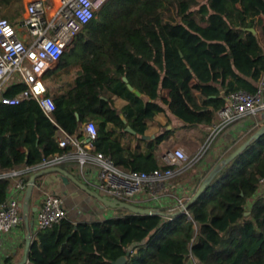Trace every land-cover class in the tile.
Wrapping results in <instances>:
<instances>
[{"label": "trees", "instance_id": "obj_1", "mask_svg": "<svg viewBox=\"0 0 264 264\" xmlns=\"http://www.w3.org/2000/svg\"><path fill=\"white\" fill-rule=\"evenodd\" d=\"M23 10V0H0V19L13 25ZM258 28L260 35L248 30ZM262 40L264 0L109 1L49 73L50 78L71 65L76 68L65 92L48 85L56 107L51 115L35 100L0 105V173L38 170L69 151L59 145L60 131L82 137L83 124L90 122L98 128L93 153L127 171L165 169L156 155L164 136L149 142L141 138L147 121L170 112L188 126H212L215 112L232 93L258 91L264 78ZM25 88L15 79L4 95L15 97ZM114 96L128 105L118 110ZM263 126L264 116L252 135ZM226 158L195 180L192 196L216 171L188 213L171 215L162 208L154 215H137L123 209L102 221L67 218L31 235L29 264H112L123 256L125 264H264V196H258L264 135L227 164ZM65 163L59 165L64 170ZM34 172L22 175L26 184ZM13 186L14 177L0 181V209Z\"/></svg>", "mask_w": 264, "mask_h": 264}, {"label": "built area", "instance_id": "obj_2", "mask_svg": "<svg viewBox=\"0 0 264 264\" xmlns=\"http://www.w3.org/2000/svg\"><path fill=\"white\" fill-rule=\"evenodd\" d=\"M109 1L58 0L54 8L50 0H31L16 25L7 19H0V105L17 106L35 100L51 115L56 107L53 98L49 96L47 76L58 65L79 33ZM15 79L24 83L26 88L15 97L5 96L6 86ZM258 113L264 115V78L255 94L240 91L228 97L225 107L215 112L208 141L196 155L190 158L180 147L169 149L161 156V162L166 168L152 172L127 171L104 154L93 153V142L98 137V128L93 122L87 123L81 130L82 137L63 132L59 145L63 149L69 148L68 152L45 161L38 170L25 167L24 173L16 169L0 174V181L8 176L18 178L7 202L0 209V234L8 233L24 222L21 203L29 183L24 182L22 175L59 166L70 160L77 161L81 171L89 168L90 176H94L89 181L85 180L97 193H105L111 199L137 207L151 208L157 213L160 209L152 204L172 178L185 173L199 162L222 131ZM193 196L182 194L176 197L175 203L169 208L170 214L188 213L185 206ZM258 196H264V177L260 179ZM67 216L63 196L46 193L36 212L35 225L37 230L52 229L67 219Z\"/></svg>", "mask_w": 264, "mask_h": 264}, {"label": "crops", "instance_id": "obj_3", "mask_svg": "<svg viewBox=\"0 0 264 264\" xmlns=\"http://www.w3.org/2000/svg\"><path fill=\"white\" fill-rule=\"evenodd\" d=\"M30 1L31 0H23L24 10L19 19L24 15L26 6ZM50 4L55 8L58 5V0H50ZM256 31L260 35L259 28ZM262 42L264 43V40H262ZM71 67L73 68L72 65L69 66V68ZM48 79L49 75L47 76V80ZM47 84L51 86L48 82ZM71 84H73V82L65 83V85L61 87V91L65 92L68 90ZM54 88L55 87L53 86V89ZM164 94L166 95V92H164ZM113 100L115 107L118 110H122L128 105V101L118 96H114ZM263 116L264 115L262 113H258L257 116L253 115L248 118H244L217 135L204 154L201 166L198 167L200 169L197 168L198 170L196 169L197 171L195 170L193 173H190V175L188 173L192 172L193 169H189L185 173L172 178L165 186V189L159 194L152 206H155L157 209H169L175 203L176 197L182 194L191 195L196 186L195 180L200 177L201 173L218 159L229 157L235 150L241 147L248 139L247 137L250 132L255 129L252 127L255 124L258 125L259 122L262 121ZM122 118L125 117L122 115ZM86 124L87 123L83 124L81 129L82 131ZM209 129L210 127L202 125L197 127L188 126L170 112H166L157 114L153 121H147V130L141 138L144 142H149L155 140L157 137L164 136V139L159 146V150L156 153L159 162L163 164L161 162V156L167 150L172 148L180 147L187 151L191 149V154L196 155L201 147L207 143ZM62 136L63 132L60 131L58 138ZM242 137H245L243 141ZM144 142L140 143L142 151L146 150V144ZM132 145L133 147L136 146L135 141ZM74 162L77 161L70 160L65 163L67 166L66 171L75 176L82 183L87 184L86 180L89 181V178L94 175L90 176L91 172L87 167L81 171L80 167ZM17 171L24 173L25 169L24 167H18ZM31 175H33V173ZM17 181L18 178L14 177V185ZM86 186L95 191L89 184ZM36 189L37 191L34 190L32 200L30 202L32 210L30 214L29 228L25 223L14 228L8 233L0 234V264H18L23 260L28 235H33L38 231L35 225L37 211L35 212L34 209L37 208L38 210L41 200L46 193L60 194L63 196L68 211L67 218L73 223L102 221L115 215L113 211L115 209H101L96 200H89V195L72 181L68 185L64 184L59 173H50L40 177V179H38Z\"/></svg>", "mask_w": 264, "mask_h": 264}, {"label": "water", "instance_id": "obj_4", "mask_svg": "<svg viewBox=\"0 0 264 264\" xmlns=\"http://www.w3.org/2000/svg\"><path fill=\"white\" fill-rule=\"evenodd\" d=\"M252 33L256 34L257 31L255 29H248ZM124 81L128 84V88L135 92L138 96H140V92L135 90L128 82L127 77H124ZM77 118H79V115L77 114ZM124 122L127 123V120L123 118ZM261 123V122H259ZM128 131L135 133L130 127L127 128ZM262 135H264V126L258 129L251 137L250 139L243 144L241 147H239L237 150H235L228 158L224 160V163L227 164L228 162L235 159L237 156H239L242 151L247 147L249 143L252 141L259 139ZM3 137L0 135V146L2 144ZM216 172V171H215ZM211 175L210 178L215 174ZM50 173H59L61 175V180L64 182V184L68 185L71 181L77 185L79 188H81L85 193H87L90 197L89 200H96L99 203V206L101 209L105 208H111V209H125L128 210L131 213L137 214V215H154L156 212L151 208H141L137 207L135 205L119 201L116 199H111L109 197L103 196L100 193H97L93 190H91L88 186H86L84 183H82L79 179H77L75 176L69 174L66 170L62 169L61 167L54 166V167H47L45 169L39 170L35 172L29 181L28 188L25 193L24 201L21 203V208L24 215V221L29 228V217L31 214V205L30 201L33 196L34 188L36 185V181L38 178L48 175ZM210 178L206 179L203 184L201 185L200 189L197 191V193L192 197V199L186 204L185 208L187 209L189 204L193 201H195L206 189L207 185L209 184ZM34 211H37V208L34 209ZM31 246V234L28 235L26 239V247H25V253L23 260L18 264H29V251ZM127 262V256H123L117 261L112 262V264H125Z\"/></svg>", "mask_w": 264, "mask_h": 264}, {"label": "rangeland", "instance_id": "obj_5", "mask_svg": "<svg viewBox=\"0 0 264 264\" xmlns=\"http://www.w3.org/2000/svg\"><path fill=\"white\" fill-rule=\"evenodd\" d=\"M57 67V66H56ZM55 67V68H56ZM54 68V69H55ZM75 70H76V68H66L65 70H62V71H58V73H56L53 77H50L48 80H47V82L49 83V84H51V85H53L54 87H57V86H63V85H65V83H71V82H73V79H74V76H75ZM256 116H257V114H256ZM253 118V117H252ZM244 122V121H243ZM241 124V123H240ZM254 132V130H252L251 132H250V134L248 135V137H250L251 135H252V133ZM247 137V138H248ZM245 139V137H242V141ZM185 152L188 154V156L191 158L193 155L191 154V149L190 150H185ZM204 158V157H203ZM203 158L201 159V161L203 160ZM201 166V164L198 166V167H200ZM197 167V168H198ZM197 168H193V170H192V172H189L188 174L190 175V173H193ZM198 169H200V168H198ZM197 169V170H198ZM196 170V171H197ZM187 174V175H188ZM103 196H106V197H109V196H107L105 193H101ZM250 207V206H249ZM108 209H110V208H108ZM119 210H123V209H115V210H113L114 211V214H117V213H119L120 211ZM190 264H199V263H196V262H194V261H192Z\"/></svg>", "mask_w": 264, "mask_h": 264}]
</instances>
